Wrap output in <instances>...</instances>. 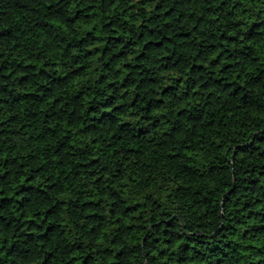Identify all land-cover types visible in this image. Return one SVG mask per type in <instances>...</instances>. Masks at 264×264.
I'll list each match as a JSON object with an SVG mask.
<instances>
[{"label":"trees","instance_id":"obj_1","mask_svg":"<svg viewBox=\"0 0 264 264\" xmlns=\"http://www.w3.org/2000/svg\"><path fill=\"white\" fill-rule=\"evenodd\" d=\"M0 264H264V0H0Z\"/></svg>","mask_w":264,"mask_h":264},{"label":"water","instance_id":"obj_2","mask_svg":"<svg viewBox=\"0 0 264 264\" xmlns=\"http://www.w3.org/2000/svg\"><path fill=\"white\" fill-rule=\"evenodd\" d=\"M179 221V224H180V226H181V228H182V223L180 222V220H178Z\"/></svg>","mask_w":264,"mask_h":264}]
</instances>
